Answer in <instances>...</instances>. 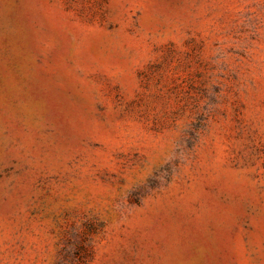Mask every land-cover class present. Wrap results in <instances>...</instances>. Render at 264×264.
<instances>
[{
    "label": "rangeland",
    "instance_id": "1",
    "mask_svg": "<svg viewBox=\"0 0 264 264\" xmlns=\"http://www.w3.org/2000/svg\"><path fill=\"white\" fill-rule=\"evenodd\" d=\"M0 264H264V0H0Z\"/></svg>",
    "mask_w": 264,
    "mask_h": 264
}]
</instances>
